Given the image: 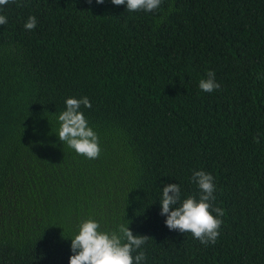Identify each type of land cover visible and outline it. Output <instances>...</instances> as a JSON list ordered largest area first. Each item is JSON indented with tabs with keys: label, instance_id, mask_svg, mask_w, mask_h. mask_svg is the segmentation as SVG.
Wrapping results in <instances>:
<instances>
[{
	"label": "trees",
	"instance_id": "obj_1",
	"mask_svg": "<svg viewBox=\"0 0 264 264\" xmlns=\"http://www.w3.org/2000/svg\"><path fill=\"white\" fill-rule=\"evenodd\" d=\"M0 15V264H69L88 218L149 237L143 264H264V0H10ZM209 70L221 87L205 93ZM85 96L94 160L58 138ZM201 170L224 210L207 246L160 214L167 184L199 197Z\"/></svg>",
	"mask_w": 264,
	"mask_h": 264
},
{
	"label": "clouds",
	"instance_id": "obj_2",
	"mask_svg": "<svg viewBox=\"0 0 264 264\" xmlns=\"http://www.w3.org/2000/svg\"><path fill=\"white\" fill-rule=\"evenodd\" d=\"M10 0H0V6H5ZM89 3L92 0H88ZM163 0H111L114 5H126L127 11L155 12L160 9ZM103 4L104 0H96ZM163 18H161L162 20ZM7 23L4 15H0V25ZM37 26V18L29 16L24 28L32 31ZM206 79L199 81V89L205 93L219 90L221 85L216 81V74L209 70ZM66 110L58 116V138L78 155L89 160L99 158L101 148L97 133L88 125L81 106L91 108L88 97L67 98ZM259 140L257 139V143ZM193 182L198 186L199 197L190 195L181 199V189L177 183L163 187L161 215L166 216L165 224L170 230L181 233H191L201 244H215L220 235L219 229L223 223L224 210L214 207V178L205 171H195ZM215 212L214 216L212 213ZM129 224L120 223L111 230H102L100 223L88 218L77 225L76 234L71 239L69 264H143L146 254L142 246L147 242V236L133 235ZM135 253V255H133Z\"/></svg>",
	"mask_w": 264,
	"mask_h": 264
}]
</instances>
